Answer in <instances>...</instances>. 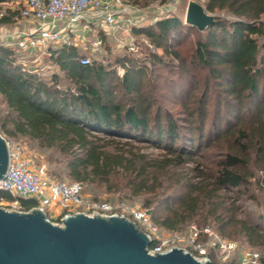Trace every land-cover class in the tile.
<instances>
[{"label":"trees","instance_id":"trees-1","mask_svg":"<svg viewBox=\"0 0 264 264\" xmlns=\"http://www.w3.org/2000/svg\"><path fill=\"white\" fill-rule=\"evenodd\" d=\"M12 1L0 24L21 18L24 0ZM124 1L143 7L164 0ZM202 5L213 15L202 31L170 14L132 26V34L154 48L143 59L126 52L113 64L80 63L86 52L79 46H49L46 54L62 76L43 78L0 43V100L8 112L2 131L54 151L73 181L152 195L146 206L156 204L149 212L153 224L167 230L189 222L213 225L221 236L264 249V216L238 204L252 181L264 191V0ZM192 32L189 63L204 74L193 76L188 98L201 93L197 107L185 101L184 115L175 119L155 102L151 75L155 67L170 65L163 55L186 73V57L176 44ZM99 35L103 45L107 38ZM140 143L163 154L143 152ZM1 199L12 197L0 190ZM160 203L165 215L156 212ZM34 205L19 199L23 211ZM155 244L151 239L148 248Z\"/></svg>","mask_w":264,"mask_h":264},{"label":"built area","instance_id":"built-area-1","mask_svg":"<svg viewBox=\"0 0 264 264\" xmlns=\"http://www.w3.org/2000/svg\"><path fill=\"white\" fill-rule=\"evenodd\" d=\"M174 0L162 4L157 10L161 14H170ZM7 7L0 8V17L7 8L13 9L14 1H5ZM151 10L149 6H135L124 0H24L20 9L23 18L35 19L39 26L31 32L16 34L12 40L2 43L14 48L18 61L24 62L27 56L43 55L48 47L54 43L71 44L79 42L86 52L80 58V63H87V54L95 53L102 48L101 32L106 38L124 34L128 48H132V26L139 25ZM160 18V17H159ZM99 24L96 28L93 24ZM130 41V42H129ZM8 148V167L0 179V190L9 193L10 201L0 200L11 210L23 211L19 206V199H32L35 205L28 210L38 208L47 220L61 225L62 219L76 212L92 215H121L133 221L150 239H154L156 226L150 216L139 208L127 207L124 204H111L105 200L86 198L83 195L84 183L80 181L65 182L48 174L43 164H35L20 144L6 141ZM45 206L49 211L45 210ZM26 210V211H28ZM139 223V224H138ZM223 264L230 259L236 249V244L226 240H219L213 244ZM168 247L165 242L148 248V252H164ZM184 250V249H183ZM187 251V250H184ZM196 254L189 252L201 261L211 259L203 245L197 244ZM188 252V251H187ZM241 264H264L259 252L247 249L240 253Z\"/></svg>","mask_w":264,"mask_h":264},{"label":"rangeland","instance_id":"rangeland-1","mask_svg":"<svg viewBox=\"0 0 264 264\" xmlns=\"http://www.w3.org/2000/svg\"><path fill=\"white\" fill-rule=\"evenodd\" d=\"M188 1L189 0H174L170 15L177 16L184 23ZM196 1L202 4V0ZM168 2L169 0H164L163 2L155 1L147 4L146 6L151 5V10L147 13V16L141 24H148L159 17L165 16L157 10H159L158 7L160 8L162 5L159 3ZM5 7H7V3L1 2L0 8ZM194 36V32H192L191 34L185 33L180 37L179 44H176V42H174V44H176V47H181L183 56L186 57L188 66V70L186 71V73H180L177 66V61L175 59H172L167 55H163L164 60L170 63V65L165 67H155L151 75V86L149 88L154 94L155 102L160 104L163 110L169 111L175 119L181 118V116L184 115V113L182 112V104L185 101L188 100L190 106L196 108L201 93L200 91H198L188 98V92L193 86V76L195 75L201 78L204 74L203 69L192 66L189 63V45L194 39ZM133 37V42L129 41L130 44L132 43V48L127 47L128 42L126 43V37L124 34L120 33V35L115 36L114 38H108L102 45L101 50L92 54L88 53L87 57L89 61L97 60L103 63L113 64V61L116 57H119L126 52L139 59H143L147 52L154 50L153 46L149 44V42L144 37L135 35ZM61 44L62 43H54L52 47L56 48ZM156 51L158 55H161V50ZM23 61V63L28 68L34 69L43 78H49L50 75L54 72H56L59 76H62L57 67L50 60L48 54L39 56H27ZM116 69L119 74L122 73L119 67H117ZM7 116L8 112L0 100V134L6 141L23 146L26 155L35 164H43L46 167L49 175L65 182L73 181L71 178L65 175V172L62 171V165L57 161V155L54 153V151L45 147H41L36 142L31 141L27 138L20 136H9L6 132L2 131V125L4 121L7 120ZM5 125L6 128H10V125L8 123H5ZM136 145L140 147L143 152L150 153L153 156H160L163 154V151L155 147H149L143 143ZM244 190H247V192L244 193L241 197V200L238 201L241 209L244 212L250 211L264 216V191L258 188L253 183V181L248 187L244 188ZM83 195L88 199L94 198L96 200H105L114 205L124 204L127 207L139 208L146 211L148 215L151 210H154V206L156 205L155 203H152V205L146 206L147 203H149L153 199L152 195H134L129 188L120 187L117 189H110L107 188L104 184L97 182L91 184L84 183ZM164 204L165 203H160L157 205V209L155 208L157 214H166ZM0 207L6 210H11L10 207L5 205L3 202H0ZM44 208L46 211H49V208L47 206H45ZM154 225L157 228L153 237L156 241V244L165 242L168 247H179L187 250L188 252L196 254L197 244L200 243L201 245H203L206 253L209 254V257L213 264H223V261H221L217 250L213 246V244H215L219 240H226L236 244L235 251L232 253L230 259L225 262V264H241L240 253L247 249L259 252L260 256L264 258V249L249 246L241 237L230 239L225 236H221L215 230L213 225L199 227L196 223L189 222L179 226L176 230H167L159 226L158 224Z\"/></svg>","mask_w":264,"mask_h":264},{"label":"water","instance_id":"water-1","mask_svg":"<svg viewBox=\"0 0 264 264\" xmlns=\"http://www.w3.org/2000/svg\"><path fill=\"white\" fill-rule=\"evenodd\" d=\"M184 23L199 31L213 23L202 4L189 0ZM9 161L0 134V179ZM151 239L121 215L76 212L53 224L38 208L28 211L0 207V264H211L179 247L149 253Z\"/></svg>","mask_w":264,"mask_h":264},{"label":"crops","instance_id":"crops-1","mask_svg":"<svg viewBox=\"0 0 264 264\" xmlns=\"http://www.w3.org/2000/svg\"><path fill=\"white\" fill-rule=\"evenodd\" d=\"M93 25L96 28L99 26V24L97 23ZM38 26H39V22L37 20L31 18H23V17H21L20 19H18L13 23L0 24V43H2L5 40H12L18 33L31 32ZM71 44L77 45L83 50L79 42L73 41L71 42Z\"/></svg>","mask_w":264,"mask_h":264}]
</instances>
